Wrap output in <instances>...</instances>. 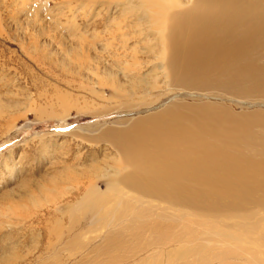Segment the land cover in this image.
<instances>
[{
	"label": "bare ground",
	"instance_id": "bare-ground-1",
	"mask_svg": "<svg viewBox=\"0 0 264 264\" xmlns=\"http://www.w3.org/2000/svg\"><path fill=\"white\" fill-rule=\"evenodd\" d=\"M106 5L103 25L121 30L102 47L126 79L115 91L186 98L104 132L116 152L88 171L107 180L85 188L89 225L104 224L110 248L164 247L171 263L264 264V0Z\"/></svg>",
	"mask_w": 264,
	"mask_h": 264
},
{
	"label": "rangeland",
	"instance_id": "rangeland-1",
	"mask_svg": "<svg viewBox=\"0 0 264 264\" xmlns=\"http://www.w3.org/2000/svg\"><path fill=\"white\" fill-rule=\"evenodd\" d=\"M108 1L0 0V264H180L164 247L110 248L108 229L89 225L79 205L91 183L105 188V177L88 172L113 160L104 132L186 98L163 84L143 95L115 91L126 79L112 74L102 48L120 38L115 21L103 25Z\"/></svg>",
	"mask_w": 264,
	"mask_h": 264
}]
</instances>
